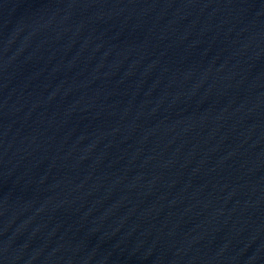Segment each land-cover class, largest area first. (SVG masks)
I'll return each mask as SVG.
<instances>
[{
    "label": "water",
    "instance_id": "1",
    "mask_svg": "<svg viewBox=\"0 0 264 264\" xmlns=\"http://www.w3.org/2000/svg\"><path fill=\"white\" fill-rule=\"evenodd\" d=\"M0 264H264V0H0Z\"/></svg>",
    "mask_w": 264,
    "mask_h": 264
}]
</instances>
